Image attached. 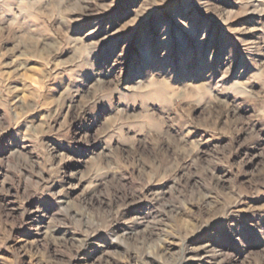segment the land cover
<instances>
[{
  "label": "rangeland",
  "instance_id": "1",
  "mask_svg": "<svg viewBox=\"0 0 264 264\" xmlns=\"http://www.w3.org/2000/svg\"><path fill=\"white\" fill-rule=\"evenodd\" d=\"M0 264H264V0H0Z\"/></svg>",
  "mask_w": 264,
  "mask_h": 264
},
{
  "label": "bare ground",
  "instance_id": "2",
  "mask_svg": "<svg viewBox=\"0 0 264 264\" xmlns=\"http://www.w3.org/2000/svg\"><path fill=\"white\" fill-rule=\"evenodd\" d=\"M77 225V224H76ZM134 229V228H133ZM131 230H132V228H131ZM142 233H144V232H142ZM153 229H151V228H146V231H145V234H144V236H145V238H151V237H153ZM141 239V238H140ZM138 240V239H137ZM144 241V240H143ZM150 241V240H149ZM141 242V241H140ZM145 242V241H144ZM147 243V242H146ZM150 244V243H149ZM137 246V245H136ZM140 246V245H139ZM145 247V246H144ZM141 249V248H140ZM136 253V252H135ZM140 254V253H139ZM144 254V253H143ZM139 257V256H138ZM137 259V258H136ZM134 261V260H133Z\"/></svg>",
  "mask_w": 264,
  "mask_h": 264
}]
</instances>
